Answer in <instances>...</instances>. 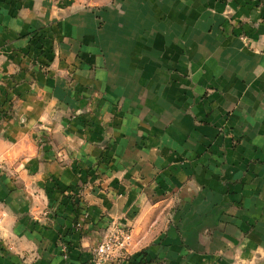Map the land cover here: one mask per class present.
Instances as JSON below:
<instances>
[{
  "label": "crops",
  "instance_id": "0c3cea01",
  "mask_svg": "<svg viewBox=\"0 0 264 264\" xmlns=\"http://www.w3.org/2000/svg\"><path fill=\"white\" fill-rule=\"evenodd\" d=\"M118 2L125 6L102 29L93 20L66 27L84 63L70 90L48 79L45 96L78 95L100 117H127L116 132L132 135L130 143L136 133L146 138L145 156L125 158L129 187L112 210L148 264H264V0ZM69 49L71 56L70 44L61 52ZM15 69L0 63V100L12 89L15 104L40 102L41 89L9 76ZM1 128L0 264H87L95 239L72 229L69 200L51 187L72 185L71 170L26 164L24 131L12 122ZM18 180L47 184L52 221L28 214L32 194ZM171 197L182 203L166 221ZM137 198L140 208L128 213Z\"/></svg>",
  "mask_w": 264,
  "mask_h": 264
},
{
  "label": "rangeland",
  "instance_id": "374dc122",
  "mask_svg": "<svg viewBox=\"0 0 264 264\" xmlns=\"http://www.w3.org/2000/svg\"><path fill=\"white\" fill-rule=\"evenodd\" d=\"M118 1L0 0V51L4 53L0 63L12 62L16 69L9 75L11 78L23 75L25 88H29L30 84L34 92L37 89L43 92V95H39L40 102L25 99L21 106L15 104L17 94L13 91L9 93L12 89L6 93L4 99L0 100V136L1 126L12 122L24 131L21 138L26 164L29 160L33 165L56 162L71 170L75 179L72 185L62 187L55 182L51 187L62 199L69 200L73 215L72 229L85 230L84 236L88 240L95 239V244L88 243L86 246L89 253L87 264H96V248L109 237L117 239L103 264L149 263L145 259V248L137 246L132 240V228L124 217L116 215V208L112 210L115 201L127 195L130 180L127 179L128 165L125 158L145 156L141 145L146 138L135 132L136 139L130 143L132 135L127 136L125 130L123 133L120 130L119 134L116 132V128L122 127L123 130L126 127L122 123L127 117L113 114L100 117L97 112L92 113V107H95L93 102L89 106L78 95L72 94L71 101L64 99L63 102L56 98L54 101L48 100L44 82L58 79L64 83L65 89H71L84 59L79 48L76 50L79 43L77 37L74 38L76 34L69 32L66 27L72 23L83 24L93 20L95 27L102 29L107 23L106 17L114 11H120L119 6H125V2ZM69 44L71 56L70 49L67 55L61 52ZM66 102L73 104L71 107L65 106ZM131 165L136 166V163ZM141 176L138 179L142 180ZM17 182L32 194V209H29L28 214L35 221H52L56 212L48 209L47 184L34 187L25 186L21 180ZM136 183L140 188L145 186L137 180ZM180 199H169L171 204L163 213L166 221L171 220L178 211L182 203ZM143 204H146V199ZM140 205L137 198L133 206L128 207V213L133 214ZM36 208L42 210L36 212Z\"/></svg>",
  "mask_w": 264,
  "mask_h": 264
},
{
  "label": "built area",
  "instance_id": "2783aa9c",
  "mask_svg": "<svg viewBox=\"0 0 264 264\" xmlns=\"http://www.w3.org/2000/svg\"><path fill=\"white\" fill-rule=\"evenodd\" d=\"M5 217V213L3 211H0V224L4 222ZM116 239V237L106 238L102 243L97 246L95 251L96 264H103V261L106 259L108 253L112 251Z\"/></svg>",
  "mask_w": 264,
  "mask_h": 264
}]
</instances>
